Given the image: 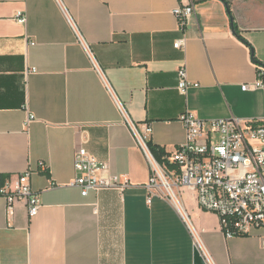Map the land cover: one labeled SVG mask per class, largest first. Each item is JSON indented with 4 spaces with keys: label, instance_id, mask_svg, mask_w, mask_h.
<instances>
[{
    "label": "crops",
    "instance_id": "0c3cea01",
    "mask_svg": "<svg viewBox=\"0 0 264 264\" xmlns=\"http://www.w3.org/2000/svg\"><path fill=\"white\" fill-rule=\"evenodd\" d=\"M225 1L0 0V175L15 183L48 165L30 181L37 216L0 197V264H208L192 232L210 264H264V232L226 238L193 191L178 205L148 202V162L68 20L139 134L170 156L185 142L187 111L202 120L264 118V91L243 90L264 66V0ZM190 5L182 26L174 11ZM183 39L186 48L176 49ZM183 63L198 84L187 96L178 90ZM82 147L107 165L105 176L128 183L124 192L83 196L72 186Z\"/></svg>",
    "mask_w": 264,
    "mask_h": 264
},
{
    "label": "built area",
    "instance_id": "2783aa9c",
    "mask_svg": "<svg viewBox=\"0 0 264 264\" xmlns=\"http://www.w3.org/2000/svg\"><path fill=\"white\" fill-rule=\"evenodd\" d=\"M193 13V5L174 11L182 26L186 25ZM17 20L22 24L27 21L22 12L18 13ZM68 20L78 43L86 51L94 69L114 98L124 124L134 135L148 162V202L159 197L178 205L182 192L191 190L196 194L201 208L219 216L226 238L249 236L256 230L264 232V118L255 123L235 118L202 120L193 112L187 111L179 118L185 129V142L175 153L159 160L151 151L149 141L139 134L125 105L116 98L112 85L96 63L92 50L76 23ZM175 48L185 49L186 40L177 41ZM35 72L36 69L33 68L27 74ZM192 87H198V84L190 80L188 66L183 63L178 68V90L187 96ZM250 89L264 91V66L259 68L258 79L252 86H243L244 91ZM34 120L35 117L30 115L27 123ZM74 167L79 177L72 186L81 188L83 196L91 191L124 192L128 187V183H122L117 175L105 176L107 165L84 147L77 150ZM47 171L48 165L40 162L38 171L28 170L20 174L15 183L4 180L0 175V197L7 201L8 209L13 210L18 203L25 202L30 217L37 216L41 200L39 194L32 189L30 181L34 173ZM192 234L197 251L210 264L209 253L200 238L193 232ZM261 246L264 248V235L261 237Z\"/></svg>",
    "mask_w": 264,
    "mask_h": 264
},
{
    "label": "trees",
    "instance_id": "16d2710c",
    "mask_svg": "<svg viewBox=\"0 0 264 264\" xmlns=\"http://www.w3.org/2000/svg\"><path fill=\"white\" fill-rule=\"evenodd\" d=\"M225 2H227V1H225ZM234 27H235L237 34L239 35V31L237 29V26L234 25ZM149 147H150L151 151L153 152V154L155 155L156 158H158L159 160L163 159L164 153H162L156 146H154L152 143H149Z\"/></svg>",
    "mask_w": 264,
    "mask_h": 264
}]
</instances>
